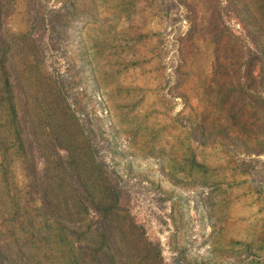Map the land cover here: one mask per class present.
<instances>
[{
    "label": "rangeland",
    "instance_id": "obj_1",
    "mask_svg": "<svg viewBox=\"0 0 264 264\" xmlns=\"http://www.w3.org/2000/svg\"><path fill=\"white\" fill-rule=\"evenodd\" d=\"M0 1L123 190L116 264H264V0Z\"/></svg>",
    "mask_w": 264,
    "mask_h": 264
},
{
    "label": "trees",
    "instance_id": "obj_2",
    "mask_svg": "<svg viewBox=\"0 0 264 264\" xmlns=\"http://www.w3.org/2000/svg\"><path fill=\"white\" fill-rule=\"evenodd\" d=\"M1 5L0 264H116L123 190L69 124L61 89L30 86L22 66L40 49L15 42L28 38L10 33Z\"/></svg>",
    "mask_w": 264,
    "mask_h": 264
}]
</instances>
